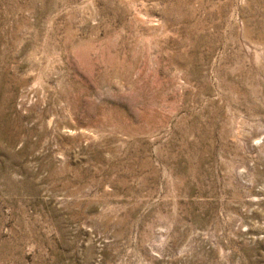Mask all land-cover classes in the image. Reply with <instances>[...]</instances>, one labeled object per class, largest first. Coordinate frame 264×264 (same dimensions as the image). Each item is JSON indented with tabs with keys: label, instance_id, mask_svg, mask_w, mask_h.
I'll list each match as a JSON object with an SVG mask.
<instances>
[{
	"label": "rangeland",
	"instance_id": "obj_1",
	"mask_svg": "<svg viewBox=\"0 0 264 264\" xmlns=\"http://www.w3.org/2000/svg\"><path fill=\"white\" fill-rule=\"evenodd\" d=\"M0 264H264V0H0Z\"/></svg>",
	"mask_w": 264,
	"mask_h": 264
}]
</instances>
